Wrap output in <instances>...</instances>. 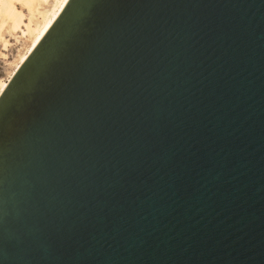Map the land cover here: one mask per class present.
<instances>
[{
    "label": "water",
    "instance_id": "95a60500",
    "mask_svg": "<svg viewBox=\"0 0 264 264\" xmlns=\"http://www.w3.org/2000/svg\"><path fill=\"white\" fill-rule=\"evenodd\" d=\"M0 264H264V0H68L0 94Z\"/></svg>",
    "mask_w": 264,
    "mask_h": 264
},
{
    "label": "bare ground",
    "instance_id": "6f19581e",
    "mask_svg": "<svg viewBox=\"0 0 264 264\" xmlns=\"http://www.w3.org/2000/svg\"><path fill=\"white\" fill-rule=\"evenodd\" d=\"M67 1L26 0L22 3H12L0 0V44L2 48L5 49L8 46L4 33L12 37L19 34L16 40L19 48L10 63L12 70L8 72L6 80L0 79V94L6 88L11 76L56 20Z\"/></svg>",
    "mask_w": 264,
    "mask_h": 264
},
{
    "label": "rangeland",
    "instance_id": "374dc122",
    "mask_svg": "<svg viewBox=\"0 0 264 264\" xmlns=\"http://www.w3.org/2000/svg\"><path fill=\"white\" fill-rule=\"evenodd\" d=\"M24 13L26 14V11ZM18 36H19L18 33L15 34L14 37L8 35L7 33H4V38L8 42V46L4 49L0 44V79L1 80H6L8 74L10 73L9 71L12 70L10 63L12 62L19 48V43L16 42Z\"/></svg>",
    "mask_w": 264,
    "mask_h": 264
},
{
    "label": "snow or ice",
    "instance_id": "6c2138e0",
    "mask_svg": "<svg viewBox=\"0 0 264 264\" xmlns=\"http://www.w3.org/2000/svg\"><path fill=\"white\" fill-rule=\"evenodd\" d=\"M6 2L22 3V2H26V0H6Z\"/></svg>",
    "mask_w": 264,
    "mask_h": 264
}]
</instances>
